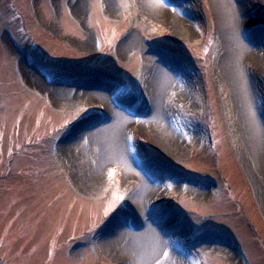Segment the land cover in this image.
<instances>
[{
    "label": "rangeland",
    "instance_id": "rangeland-1",
    "mask_svg": "<svg viewBox=\"0 0 264 264\" xmlns=\"http://www.w3.org/2000/svg\"><path fill=\"white\" fill-rule=\"evenodd\" d=\"M154 2L0 0V264H264V0Z\"/></svg>",
    "mask_w": 264,
    "mask_h": 264
},
{
    "label": "bare ground",
    "instance_id": "bare-ground-1",
    "mask_svg": "<svg viewBox=\"0 0 264 264\" xmlns=\"http://www.w3.org/2000/svg\"><path fill=\"white\" fill-rule=\"evenodd\" d=\"M142 1L144 7H146L147 10H149L152 13H159L161 14L164 18L167 19V21H170V15L167 12L162 13L161 10H159L154 2V0H140ZM216 9L218 10V13H220L223 16V21L224 24L226 26H230L231 27V35H230V40H233V37L235 35L234 32H238L241 33L243 32V28L246 25V19H244L241 14V4L240 2H238V0H214ZM238 30V31H237ZM236 39H238L237 37H235ZM238 42V50H237V54L235 55V59L232 58L233 60V71L231 72V76L232 79L237 83L238 88L235 90V92H239L240 94H242L243 92H246L247 87L245 86V76L244 74L241 72L240 70V65H239V53L242 55V57H245L248 60L251 59H257L256 55L253 53L254 51L252 50V48L249 46L251 45L250 41H245L244 43H242V40H237ZM246 89V90H245ZM251 126L253 127L252 129H254L255 131V135L257 137V139L259 140V125L256 124L255 119L253 122V119L250 121ZM115 150L118 152L117 153V157L118 158H122L120 155V150H119V145L118 143L115 144ZM124 158V157H123ZM125 159V158H124ZM126 160H124L125 162ZM145 186L141 185V188L139 190V193L144 190ZM149 189V188H147ZM145 191V190H144ZM133 203V206L137 209L140 206V202H138V200H133L131 201ZM105 236V235H104Z\"/></svg>",
    "mask_w": 264,
    "mask_h": 264
},
{
    "label": "snow or ice",
    "instance_id": "snow-or-ice-1",
    "mask_svg": "<svg viewBox=\"0 0 264 264\" xmlns=\"http://www.w3.org/2000/svg\"><path fill=\"white\" fill-rule=\"evenodd\" d=\"M156 3L162 4V3H165V0H156ZM120 91H121V93H123L124 91H126V89H121ZM250 116H251V114H250ZM253 122H254V118H253ZM123 199H124L123 196H117L116 199L113 201V205H115L117 202H119ZM111 211H112V207L105 209L104 215L108 216L109 212H111Z\"/></svg>",
    "mask_w": 264,
    "mask_h": 264
}]
</instances>
